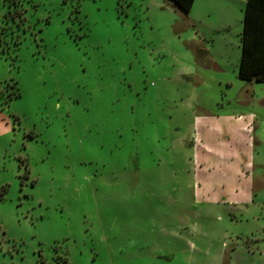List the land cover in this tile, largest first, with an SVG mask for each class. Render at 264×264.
I'll return each instance as SVG.
<instances>
[{
  "label": "rangeland",
  "instance_id": "rangeland-1",
  "mask_svg": "<svg viewBox=\"0 0 264 264\" xmlns=\"http://www.w3.org/2000/svg\"><path fill=\"white\" fill-rule=\"evenodd\" d=\"M197 8L0 0V264H264L245 8Z\"/></svg>",
  "mask_w": 264,
  "mask_h": 264
},
{
  "label": "trees",
  "instance_id": "trees-1",
  "mask_svg": "<svg viewBox=\"0 0 264 264\" xmlns=\"http://www.w3.org/2000/svg\"><path fill=\"white\" fill-rule=\"evenodd\" d=\"M187 17L195 0H163ZM239 79L264 83V0H247L240 36Z\"/></svg>",
  "mask_w": 264,
  "mask_h": 264
},
{
  "label": "crops",
  "instance_id": "crops-1",
  "mask_svg": "<svg viewBox=\"0 0 264 264\" xmlns=\"http://www.w3.org/2000/svg\"><path fill=\"white\" fill-rule=\"evenodd\" d=\"M246 1L247 0H195L194 1V4H193V8H191L192 10L191 11H198V8H197V6L199 5L200 6V8H205V7H211V6H214V5H216V6H218V7H220L222 10H227V11H239V12H241L242 10H243V8H245V5H246ZM228 28H230V26L229 25H227V27H223V26H220L219 28H218V30L217 31H223V30H226V29H228ZM240 47H241V43H240ZM239 58V57H238ZM240 59H241V54H240ZM239 59V60H240ZM239 63H240V61H239ZM239 66V65H238ZM245 126V125H244ZM246 127V126H245ZM244 127V128H245ZM247 128V127H246ZM245 179V178H244ZM244 183H245V188H246V193L249 195V196H251V192H250V185H248V181L247 180H245L244 181ZM243 183V184H244ZM235 195L237 196V198L238 197H241V194H239L238 192H235ZM230 197V196H229ZM219 200V197H217L216 199H213L212 200V203H214V202H218V204L220 203V201H218ZM232 200V199H231ZM194 248H196L195 246H193V248H190V247H188L187 249H188V253L190 252V251H192V250H194ZM218 250H220V251H218ZM218 250H216V253H215V258H214V264H217L218 262H220V260L222 261V264H224V256H223V249L222 248H220V249H218Z\"/></svg>",
  "mask_w": 264,
  "mask_h": 264
}]
</instances>
